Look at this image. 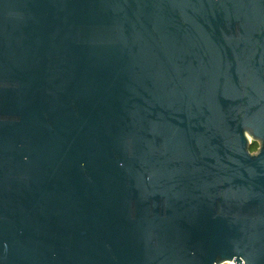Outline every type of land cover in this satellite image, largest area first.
Instances as JSON below:
<instances>
[{
    "label": "water",
    "instance_id": "1",
    "mask_svg": "<svg viewBox=\"0 0 264 264\" xmlns=\"http://www.w3.org/2000/svg\"><path fill=\"white\" fill-rule=\"evenodd\" d=\"M226 263L264 264V0H0V264Z\"/></svg>",
    "mask_w": 264,
    "mask_h": 264
},
{
    "label": "trees",
    "instance_id": "2",
    "mask_svg": "<svg viewBox=\"0 0 264 264\" xmlns=\"http://www.w3.org/2000/svg\"><path fill=\"white\" fill-rule=\"evenodd\" d=\"M258 148V145L253 146L252 151H256Z\"/></svg>",
    "mask_w": 264,
    "mask_h": 264
},
{
    "label": "flooded vegetation",
    "instance_id": "3",
    "mask_svg": "<svg viewBox=\"0 0 264 264\" xmlns=\"http://www.w3.org/2000/svg\"><path fill=\"white\" fill-rule=\"evenodd\" d=\"M257 150H258V148H257ZM257 150H256V151H257ZM256 151H252V150H251L252 153H255Z\"/></svg>",
    "mask_w": 264,
    "mask_h": 264
},
{
    "label": "rangeland",
    "instance_id": "4",
    "mask_svg": "<svg viewBox=\"0 0 264 264\" xmlns=\"http://www.w3.org/2000/svg\"><path fill=\"white\" fill-rule=\"evenodd\" d=\"M226 264H234V263H226Z\"/></svg>",
    "mask_w": 264,
    "mask_h": 264
}]
</instances>
